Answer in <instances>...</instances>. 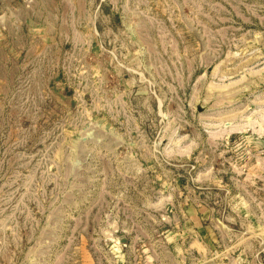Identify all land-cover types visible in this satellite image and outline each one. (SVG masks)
<instances>
[{
    "label": "rangeland",
    "instance_id": "obj_1",
    "mask_svg": "<svg viewBox=\"0 0 264 264\" xmlns=\"http://www.w3.org/2000/svg\"><path fill=\"white\" fill-rule=\"evenodd\" d=\"M0 264H264V0H0Z\"/></svg>",
    "mask_w": 264,
    "mask_h": 264
}]
</instances>
